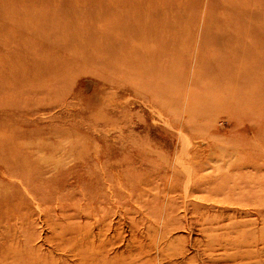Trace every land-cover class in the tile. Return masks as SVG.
Segmentation results:
<instances>
[{
    "label": "rangeland",
    "instance_id": "rangeland-1",
    "mask_svg": "<svg viewBox=\"0 0 264 264\" xmlns=\"http://www.w3.org/2000/svg\"><path fill=\"white\" fill-rule=\"evenodd\" d=\"M0 264H264V0H0Z\"/></svg>",
    "mask_w": 264,
    "mask_h": 264
},
{
    "label": "bare ground",
    "instance_id": "bare-ground-1",
    "mask_svg": "<svg viewBox=\"0 0 264 264\" xmlns=\"http://www.w3.org/2000/svg\"><path fill=\"white\" fill-rule=\"evenodd\" d=\"M179 134V133H178ZM179 135H181V134H179ZM181 138V137H180ZM183 138V137H182ZM183 142H184V138H183ZM182 166V165H181ZM20 170V167H15V170H16V172H18V173H20V171H18V170ZM190 172H191V169H190ZM190 176V175H189ZM187 179H188V177H187ZM189 180V179H188ZM187 185V184H186ZM186 189V188H185ZM184 190V189H183ZM186 191V190H185ZM41 222V221H40Z\"/></svg>",
    "mask_w": 264,
    "mask_h": 264
}]
</instances>
